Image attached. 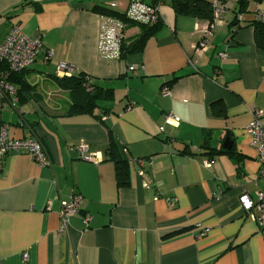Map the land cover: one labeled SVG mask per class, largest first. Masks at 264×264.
Returning a JSON list of instances; mask_svg holds the SVG:
<instances>
[{
    "label": "crops",
    "instance_id": "1",
    "mask_svg": "<svg viewBox=\"0 0 264 264\" xmlns=\"http://www.w3.org/2000/svg\"><path fill=\"white\" fill-rule=\"evenodd\" d=\"M108 1L0 0V42L18 22L51 51H40L24 73L35 99L13 102L0 93V127L13 139L37 138L50 160L41 166L14 152L2 160L0 264H264V227L238 201L264 191L246 131L252 111L264 110V49L252 23L264 1H250L240 19L228 10L207 48L197 50L209 22L176 14L164 0L161 26L142 51L106 60L97 52L95 7ZM128 1L114 0L116 9ZM137 32L134 26L125 35ZM61 62L68 74L57 71ZM80 73L112 89L113 99L93 113L66 115L70 98L53 76ZM167 113L179 121L165 123ZM226 136L235 155L222 146ZM110 137L127 160L124 186L104 153ZM205 137L224 152L208 154ZM78 144L95 159L81 157ZM74 194L82 196L81 209L60 233L61 201Z\"/></svg>",
    "mask_w": 264,
    "mask_h": 264
},
{
    "label": "built area",
    "instance_id": "2",
    "mask_svg": "<svg viewBox=\"0 0 264 264\" xmlns=\"http://www.w3.org/2000/svg\"><path fill=\"white\" fill-rule=\"evenodd\" d=\"M237 0H225V2L213 1L212 4V20L206 26L200 28V39L197 50L207 48V37L212 31L224 20V15L232 8ZM109 6H115L114 0L108 1ZM128 18L146 24H153L158 18V7H152L141 0H129L125 7ZM239 14L237 18H241ZM252 19L264 24V8H257L252 12ZM124 23L108 15H101L99 25V35L97 52L99 57L106 60L120 59V45L124 33ZM44 50L41 40L25 34L18 22H13L4 39L0 42V61L7 64V70L0 72V93L11 96L13 102L17 101L15 87L11 84L7 77L12 72H17L30 67L40 51ZM46 57L51 56V51L44 50ZM219 57H225L224 52H219ZM136 66L130 65L127 70L133 71ZM57 71L68 74L71 67L66 63H59ZM170 93L169 86L163 84L160 88V94L167 96ZM179 117L167 113L164 115L165 123H176ZM163 130V126H159V131ZM247 133L251 137V145L257 151V160L260 165V175H264V110L254 109L252 118L246 128ZM76 150L79 155L86 159H95L92 152L89 151L86 144H78ZM29 153L34 160L41 166L50 165L46 152L42 143L37 138L13 139L7 135L6 126L0 127V167L3 158L9 153ZM205 166L210 165V161L203 162ZM253 200L247 193H242L238 197V201L242 209L250 216L260 227H264V191H256ZM82 196L74 194L67 200L61 201L59 211L60 228L59 232H66L68 229L69 218L79 213L82 204ZM91 219L90 214L85 213L81 216V222L87 226ZM22 258L27 260L26 252L22 254Z\"/></svg>",
    "mask_w": 264,
    "mask_h": 264
},
{
    "label": "trees",
    "instance_id": "3",
    "mask_svg": "<svg viewBox=\"0 0 264 264\" xmlns=\"http://www.w3.org/2000/svg\"><path fill=\"white\" fill-rule=\"evenodd\" d=\"M142 2L152 6L158 7L164 0H141ZM170 6L176 14L191 15L198 19H204L208 22L212 20V4L214 0H168ZM218 2H225V0H216ZM250 1L260 3L264 0H237L231 9L237 19L239 14L245 12L246 7ZM129 2V1H128ZM95 10L100 15H108L121 20L124 23V33L120 45V58H124L128 54L139 53L142 51L146 40L154 34V32L161 26L160 16L155 23L146 24L139 21L132 20L127 17L125 9L119 11L115 6H109L108 2L105 5L96 6ZM255 29L256 45L264 49V24L252 19ZM137 27L138 32L131 36L125 35V30L130 27ZM29 68V67H28ZM17 72H12L8 75L7 80L14 85L16 97L19 102L27 101L36 98L35 87L31 86L25 79L24 73L28 69ZM7 70V64L0 61V72ZM53 80L63 90H65L70 98V103L66 110V115L77 113H93L98 107L99 102L113 99V90L110 88H103L90 82L89 78L80 73L78 75H63L53 76ZM4 97L9 98L6 93ZM105 111V110H104ZM202 148L208 149V154H217L224 152L222 150H214L208 144V138L205 137ZM190 152V151H185ZM105 155L113 160L115 164L116 178L118 185L124 186L128 184V165L127 160L122 154L120 144L114 138L110 137L107 146L104 149ZM226 153L235 155L232 147L226 150Z\"/></svg>",
    "mask_w": 264,
    "mask_h": 264
},
{
    "label": "water",
    "instance_id": "4",
    "mask_svg": "<svg viewBox=\"0 0 264 264\" xmlns=\"http://www.w3.org/2000/svg\"><path fill=\"white\" fill-rule=\"evenodd\" d=\"M224 148H231L232 146V140L230 139L229 136H226L225 139H224V142H223V145H222Z\"/></svg>",
    "mask_w": 264,
    "mask_h": 264
},
{
    "label": "rangeland",
    "instance_id": "5",
    "mask_svg": "<svg viewBox=\"0 0 264 264\" xmlns=\"http://www.w3.org/2000/svg\"><path fill=\"white\" fill-rule=\"evenodd\" d=\"M261 8H264V3H262V6H261Z\"/></svg>",
    "mask_w": 264,
    "mask_h": 264
}]
</instances>
